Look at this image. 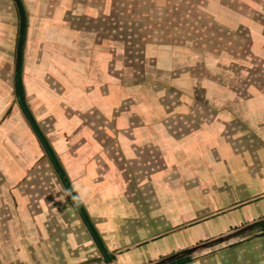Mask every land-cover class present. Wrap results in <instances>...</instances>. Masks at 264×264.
I'll use <instances>...</instances> for the list:
<instances>
[{"label":"crops","instance_id":"obj_1","mask_svg":"<svg viewBox=\"0 0 264 264\" xmlns=\"http://www.w3.org/2000/svg\"><path fill=\"white\" fill-rule=\"evenodd\" d=\"M22 2L29 13L22 70L26 104L111 261L102 257L16 106L14 49L21 17L16 0H0V264H151L264 219L259 20L248 27V52L240 55V44L231 38L224 45L228 50H214L221 54L216 56L210 47L227 26L210 17L217 20L213 11L225 5L184 0L196 19L173 22L171 32L185 39H165L151 25L149 34L136 38L140 45L136 55L126 56L127 68L117 63L119 52L109 41L99 42L96 28L85 30V19L99 11L96 1ZM72 9L82 10L74 23L65 18ZM197 10L208 20L199 28ZM211 24L217 25L213 32ZM48 28L53 33L47 36ZM200 30L209 48L204 54L201 46L196 55L177 42L198 41ZM216 40L222 43V34ZM202 56L209 59L200 62ZM224 58L242 66L259 58L255 76L241 85L230 82ZM198 88L204 92L200 112ZM9 106L14 110L4 116ZM220 244L167 264H264V227Z\"/></svg>","mask_w":264,"mask_h":264},{"label":"rangeland","instance_id":"obj_2","mask_svg":"<svg viewBox=\"0 0 264 264\" xmlns=\"http://www.w3.org/2000/svg\"><path fill=\"white\" fill-rule=\"evenodd\" d=\"M88 1L89 0H81L83 4L84 2H88ZM92 1L93 2L96 1L100 5V7L95 18L85 19L88 22L87 23L88 28L86 27L85 30L86 31L90 30L89 29L90 26L96 28L98 30L97 37L99 42L101 43V42L109 41L114 49V52L115 53L119 52L118 56L116 57L117 63L119 65L121 64L125 65L124 67H127L126 63L127 64L129 62L131 63V61H129L130 59H128L126 56L128 54H130V56H134L138 51V46L140 45L139 43L140 41L136 40V38H138L139 35L144 37V35L149 34L148 30L151 29L150 27L151 25L156 24L157 26L156 29L157 28L159 29V36L164 37L165 39L170 40L169 37L179 40L185 39V36L180 35L181 33L178 35L176 33L171 32L172 30L171 28H173L174 26L172 23L173 22L189 23L192 20V18H195L194 13H196L195 11L186 9L185 4H183L184 0H92ZM188 1L192 2V0H188ZM193 1H196L195 4H198L199 2V4L205 3L206 5H210L206 3L209 1L210 2L219 1L225 5V9L222 8L218 11H213L219 17L217 18V20L214 17H210L212 22L215 21V22L224 23V26H227L226 28L220 29L222 31L220 33L222 34V40L220 42L222 43H218L219 40H216L220 36L219 34L210 47L212 52H216L215 53L216 56H220L221 54L218 55L219 51H214V50H220L221 52L224 51V49H227L224 45L225 43L228 45V40H230L231 38L236 40L237 45L240 44V49H241V53H239L240 55L250 50L252 33H249L250 31L248 27L253 26L252 19L253 20L256 19L257 21L258 20L260 21L259 23L262 24V29H263L261 30V33L264 34V0H193ZM14 10H16L15 7ZM81 11L80 10L74 11L73 9L66 10L65 18L70 20L71 23H74L77 21L78 17H82L80 15ZM197 12L199 13L198 17L200 21V22L197 21L198 24L197 28H199L200 27L199 24H202L204 26V24L207 23L208 20H206L203 14L204 11L197 10ZM206 12L210 13V11H206ZM216 26H217L216 24L210 25L211 32L216 30L215 29ZM185 27L186 26L183 27V32L186 35L190 36L192 33L190 31H185L186 29ZM48 29L49 31L46 32L44 31V33L47 36L53 33L50 30V28ZM224 29H227V31ZM223 30L226 32H224ZM196 36L198 41H195L194 43H189L185 41L182 42L177 41V42L183 45H188L189 49L192 50L195 49L196 55L201 54V52H199L200 46L202 48L203 54L205 51H209L208 47H207L208 49L206 50V46H208V43H205L203 42L204 40L202 41L201 39H199V37H202L201 30L197 32ZM236 51L239 52L238 48L236 49ZM15 55H17V48L14 49L15 77L13 74V84L14 82L16 83V78H17L16 75L17 58H15ZM211 56L213 57L212 54ZM208 59H209L208 57L204 58L202 56L199 59V61L203 62L204 60H208ZM229 60L230 61L232 60L233 62H229ZM224 63L226 66H229L227 67V69L229 70L231 76L228 77V80L230 82H233L234 84L238 83L237 85H241L244 84V82L246 83L250 76L253 77L255 76L252 67L253 65L254 67L258 66L259 58H255L251 60L250 63L248 64L243 62L244 63L243 66L242 64H240L241 62L239 61H238L239 64H235V61L232 58H229L228 62H226L225 60ZM132 65L135 66L134 64ZM177 73H178L177 71L174 72V74ZM258 76L260 77V75ZM196 93H197L196 98H198L200 104V105L199 104L196 105V108L199 112L204 111L205 106H203L202 104L203 103L202 97L204 96V92L201 89H199L198 92L196 91ZM17 94H18L17 89L14 88V101L18 100L19 98V95L17 97ZM16 106H19L20 109L22 110L19 100H18V105ZM12 110H14V106L7 107L6 110L4 111V116L9 114ZM1 148H3V146H1ZM248 233L245 234L247 235ZM245 234H242L236 238H232L226 242H230L232 240L239 239L240 237H244ZM219 245L221 244L220 243L214 244L211 245L210 247L200 249L199 251L200 252L206 251L208 249H212Z\"/></svg>","mask_w":264,"mask_h":264},{"label":"water","instance_id":"obj_3","mask_svg":"<svg viewBox=\"0 0 264 264\" xmlns=\"http://www.w3.org/2000/svg\"><path fill=\"white\" fill-rule=\"evenodd\" d=\"M18 7L20 9V17H21V30H20V34H19V47H18V52H17V66H16V89H17V93L19 95V103L22 107V110L24 112V114L26 115L28 121L30 122L32 128L34 129L38 139L40 140V142L42 143L46 153L48 154V156L50 157L54 167L57 169L76 209L78 210L79 214L82 217V220L84 221L85 225L87 226V228L89 229L96 245L98 246V248L101 251L102 257L105 258V260L107 262L111 261L110 258V251L107 249L105 242L103 241V239L101 238V236L99 235L94 223L90 220V218L88 217V215L86 214V211L84 210L79 197L77 196L72 184L70 183L68 177L64 174V172L62 171V167L60 165V162L58 160V157L56 156L54 150L52 149L48 139L46 138V136L44 135L42 129L40 128V126L38 125L36 119L34 118L33 114L31 113L30 109L28 108V106L24 103L22 97H21V86H20V79L18 78V75L22 72L23 70V55H24V39H25V34H26V27H27V15L24 13L23 11V5L21 3L20 0H16ZM264 227V219L262 220H258L252 223H249L235 231H232L230 233H227L225 235H222L220 237L211 239L209 241L203 242V243H199L197 245H194L192 247H189L187 249H184L180 252L168 255L158 261H155L151 264H167L175 259H179L188 255H191L193 253H195L196 251H199L200 249L203 248H207L210 247L211 245L214 244H218V243H225L226 241L232 239V238H236L239 237L242 234L248 233L250 231L256 230L258 228ZM101 258V257H100ZM99 258V259H100Z\"/></svg>","mask_w":264,"mask_h":264},{"label":"trees","instance_id":"obj_4","mask_svg":"<svg viewBox=\"0 0 264 264\" xmlns=\"http://www.w3.org/2000/svg\"><path fill=\"white\" fill-rule=\"evenodd\" d=\"M21 1V3H22V5H23V11H24V13L26 14V15H28V13H27V10H26V8H25V6H24V3L22 2V0H20ZM18 9H19V7H18ZM19 13H20V9H19ZM26 21H28V17H27V20ZM28 23V22H27ZM28 26V25H27ZM26 31H27V27H26ZM25 31V32H26ZM25 38H26V34H25ZM24 42H25V39H24ZM18 78L20 79V86H21V95H22V99H23V101H24V103L26 104V100H25V98H24V96H25V92H24V87H23V80H22V72L18 75ZM26 105H28V104H26ZM31 111V110H30ZM31 113H32V111H31ZM33 114V113H32ZM51 160V159H50ZM52 162V161H51ZM53 164V163H52ZM63 171V170H62ZM64 174H65V172H64ZM66 175V174H65ZM85 210V209H84Z\"/></svg>","mask_w":264,"mask_h":264},{"label":"flooded vegetation","instance_id":"obj_5","mask_svg":"<svg viewBox=\"0 0 264 264\" xmlns=\"http://www.w3.org/2000/svg\"><path fill=\"white\" fill-rule=\"evenodd\" d=\"M53 149V148H52Z\"/></svg>","mask_w":264,"mask_h":264}]
</instances>
